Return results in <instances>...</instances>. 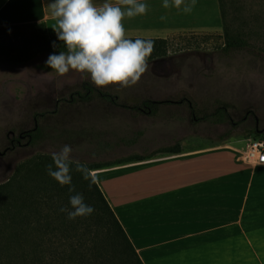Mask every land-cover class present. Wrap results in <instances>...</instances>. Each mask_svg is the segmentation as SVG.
I'll return each instance as SVG.
<instances>
[{
	"label": "rangeland",
	"instance_id": "obj_1",
	"mask_svg": "<svg viewBox=\"0 0 264 264\" xmlns=\"http://www.w3.org/2000/svg\"><path fill=\"white\" fill-rule=\"evenodd\" d=\"M222 4L224 27L168 33L166 56L149 62L141 80L127 89H99L75 71L59 77L46 65L49 53L21 66L0 65V152L5 151L0 156V184L20 162L36 155L52 156L69 145L74 160H105L112 158L108 153L115 147L140 143L139 134L154 128L191 130L201 138L195 143L204 138L219 144L227 138L236 155L248 138L264 140V0ZM223 29L245 41L247 48L223 53ZM83 83L91 91L86 92ZM96 91L113 97L115 104ZM142 101L162 103L138 115L135 107ZM221 109L227 118L216 113ZM254 118L259 132L253 130ZM33 128L39 134L33 143L24 139L20 145L10 144ZM158 134L160 147L178 143L173 132ZM139 147L147 151L157 146Z\"/></svg>",
	"mask_w": 264,
	"mask_h": 264
},
{
	"label": "crops",
	"instance_id": "obj_2",
	"mask_svg": "<svg viewBox=\"0 0 264 264\" xmlns=\"http://www.w3.org/2000/svg\"><path fill=\"white\" fill-rule=\"evenodd\" d=\"M50 2L0 0V26L42 23L53 33ZM140 2L148 11L124 18L128 37L165 38L174 31L221 27L217 0H196L188 14L165 9L163 0ZM135 109L138 115L150 113ZM162 129L173 132L177 152L157 153L168 146H159L162 136L154 128L139 134L140 143L115 147L108 153L112 158L95 163L132 155L143 160L93 170L97 188L141 264H264V164L241 163L230 139L195 143L201 138L191 130ZM141 145L157 147L144 151Z\"/></svg>",
	"mask_w": 264,
	"mask_h": 264
},
{
	"label": "trees",
	"instance_id": "obj_3",
	"mask_svg": "<svg viewBox=\"0 0 264 264\" xmlns=\"http://www.w3.org/2000/svg\"><path fill=\"white\" fill-rule=\"evenodd\" d=\"M217 3L221 26L224 27L222 0H217ZM223 30L220 48L223 53L247 48L245 41ZM128 38L154 42L148 63L167 54L165 38ZM53 42L56 48L52 47ZM60 51H65L63 43L55 32L47 33L42 23L0 26V65L21 66L37 55L58 54ZM86 86L82 84L86 92L91 91ZM97 93L115 104L110 95ZM160 103L142 101L140 107L151 112L152 106ZM221 110L216 113L224 114ZM28 132L30 140L27 144L39 138L36 128ZM177 151V145H172L159 149L157 153ZM51 157L40 154L20 162L12 175L0 184V264H141L96 184L89 187L90 181L84 180L74 168L72 185L75 193L82 194L84 202L93 207L94 212L90 216L70 220L66 212L60 211L61 208L71 210L69 198L75 193L48 175L47 165L52 163ZM144 158L132 155L109 162L80 163L95 170ZM81 227L83 231L79 233Z\"/></svg>",
	"mask_w": 264,
	"mask_h": 264
},
{
	"label": "clouds",
	"instance_id": "obj_4",
	"mask_svg": "<svg viewBox=\"0 0 264 264\" xmlns=\"http://www.w3.org/2000/svg\"><path fill=\"white\" fill-rule=\"evenodd\" d=\"M165 9L175 7L185 14L191 13L196 0H163ZM51 18L55 21L52 27L57 38L63 43L65 51L51 54L46 65L59 77L70 71L80 73L83 78H90L99 89L118 86L127 89L135 86L148 71V59L154 51V42L145 39H130L123 25L125 17L133 18L145 15L148 6L140 0H116L115 3L105 0H51L46 4ZM165 19V17H162ZM53 48L57 45L52 44ZM72 148L64 145L58 152L52 153V163L47 165L50 177L62 187L72 185V171L81 173L82 178L92 184L98 183L93 170L72 158ZM69 208H61L67 218L87 217L94 208L84 202L80 193L69 198Z\"/></svg>",
	"mask_w": 264,
	"mask_h": 264
},
{
	"label": "built area",
	"instance_id": "obj_5",
	"mask_svg": "<svg viewBox=\"0 0 264 264\" xmlns=\"http://www.w3.org/2000/svg\"><path fill=\"white\" fill-rule=\"evenodd\" d=\"M238 160L250 167L264 164V140L248 138L245 148L238 153Z\"/></svg>",
	"mask_w": 264,
	"mask_h": 264
},
{
	"label": "flooded vegetation",
	"instance_id": "obj_6",
	"mask_svg": "<svg viewBox=\"0 0 264 264\" xmlns=\"http://www.w3.org/2000/svg\"><path fill=\"white\" fill-rule=\"evenodd\" d=\"M253 130L255 132H259L260 130L257 129V121L254 118V127ZM263 131V130H261ZM19 135H21V138H19ZM26 139V143H28V141L30 140V133L28 131L26 132H21L17 135V139H10L9 142L10 144H13V142H15L16 145H20V141Z\"/></svg>",
	"mask_w": 264,
	"mask_h": 264
},
{
	"label": "water",
	"instance_id": "obj_7",
	"mask_svg": "<svg viewBox=\"0 0 264 264\" xmlns=\"http://www.w3.org/2000/svg\"><path fill=\"white\" fill-rule=\"evenodd\" d=\"M34 129V128H33ZM11 134V133H10ZM19 138H21V135H19ZM5 151H1L0 152V156H2L4 154Z\"/></svg>",
	"mask_w": 264,
	"mask_h": 264
}]
</instances>
